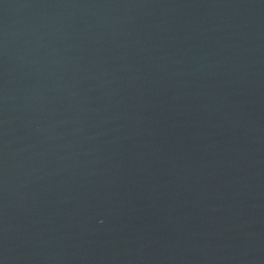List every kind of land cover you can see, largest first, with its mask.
I'll return each mask as SVG.
<instances>
[{
  "label": "water",
  "instance_id": "water-1",
  "mask_svg": "<svg viewBox=\"0 0 264 264\" xmlns=\"http://www.w3.org/2000/svg\"><path fill=\"white\" fill-rule=\"evenodd\" d=\"M0 264H264V0H0Z\"/></svg>",
  "mask_w": 264,
  "mask_h": 264
}]
</instances>
